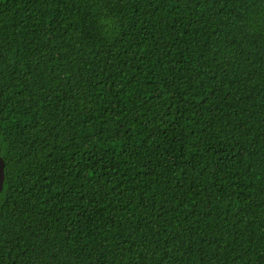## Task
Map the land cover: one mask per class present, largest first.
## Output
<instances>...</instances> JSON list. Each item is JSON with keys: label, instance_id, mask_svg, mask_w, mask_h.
Returning a JSON list of instances; mask_svg holds the SVG:
<instances>
[{"label": "trees", "instance_id": "16d2710c", "mask_svg": "<svg viewBox=\"0 0 264 264\" xmlns=\"http://www.w3.org/2000/svg\"><path fill=\"white\" fill-rule=\"evenodd\" d=\"M0 264H264V0H0Z\"/></svg>", "mask_w": 264, "mask_h": 264}, {"label": "rangeland", "instance_id": "374dc122", "mask_svg": "<svg viewBox=\"0 0 264 264\" xmlns=\"http://www.w3.org/2000/svg\"><path fill=\"white\" fill-rule=\"evenodd\" d=\"M2 161V163H1ZM4 178H5V167L4 162L2 160V156L0 157V187L4 185Z\"/></svg>", "mask_w": 264, "mask_h": 264}, {"label": "water", "instance_id": "95a60500", "mask_svg": "<svg viewBox=\"0 0 264 264\" xmlns=\"http://www.w3.org/2000/svg\"><path fill=\"white\" fill-rule=\"evenodd\" d=\"M0 157H1V149H0ZM3 160V159H2ZM4 162V161H3ZM1 163H2V161H1Z\"/></svg>", "mask_w": 264, "mask_h": 264}]
</instances>
